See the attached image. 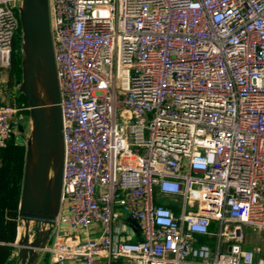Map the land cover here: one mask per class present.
Here are the masks:
<instances>
[{
    "label": "built area",
    "instance_id": "2783aa9c",
    "mask_svg": "<svg viewBox=\"0 0 264 264\" xmlns=\"http://www.w3.org/2000/svg\"><path fill=\"white\" fill-rule=\"evenodd\" d=\"M17 1L0 0L2 71ZM47 1L64 167L42 254L264 264V0ZM26 112L0 102V149Z\"/></svg>",
    "mask_w": 264,
    "mask_h": 264
},
{
    "label": "water",
    "instance_id": "95a60500",
    "mask_svg": "<svg viewBox=\"0 0 264 264\" xmlns=\"http://www.w3.org/2000/svg\"><path fill=\"white\" fill-rule=\"evenodd\" d=\"M17 2L22 57L19 93L28 106L29 134L22 143L26 152L17 211L25 232L13 246L18 249L17 264H36L61 207L62 112L50 38L48 1ZM31 223L36 225L32 240ZM45 227L47 230H43Z\"/></svg>",
    "mask_w": 264,
    "mask_h": 264
},
{
    "label": "trees",
    "instance_id": "16d2710c",
    "mask_svg": "<svg viewBox=\"0 0 264 264\" xmlns=\"http://www.w3.org/2000/svg\"><path fill=\"white\" fill-rule=\"evenodd\" d=\"M13 44V51L11 54V67L8 69L9 76L13 78V76L17 79L18 85L20 86L21 83V39H20V32L15 36ZM18 94V101L23 104L27 105L26 100L19 93V88L17 89ZM29 114V112H26ZM25 113V114H26ZM13 135L8 139L5 148L0 149V161H7L14 159L15 156V146L12 142ZM22 175L20 174L18 180L14 183V190L17 191L18 195L20 196L21 193V182H22ZM3 174L0 171V197L2 192L6 189V186L3 183ZM174 211L176 210L175 208ZM17 218L18 214L17 211L13 208H7L4 203L0 204V264H14L17 260L11 259L12 247L11 244L15 243L16 238V228H17Z\"/></svg>",
    "mask_w": 264,
    "mask_h": 264
},
{
    "label": "rangeland",
    "instance_id": "374dc122",
    "mask_svg": "<svg viewBox=\"0 0 264 264\" xmlns=\"http://www.w3.org/2000/svg\"><path fill=\"white\" fill-rule=\"evenodd\" d=\"M119 122H122V118H119ZM24 131L22 133V131ZM14 135L12 137V142L14 144L15 148V156L14 159L7 161H0V171H2L3 174V183L6 186V189L4 192H2V195L0 197V204L4 203V205L7 206V208H13L14 210L18 211L19 206V198L17 191L14 190V183L18 180V177L20 174H23V164H24V158H25V152L26 149L24 146H22V143L26 140L27 135L29 134L28 130V114H22L21 117L18 118L16 121V125L14 128ZM154 201L156 204L167 206L168 204H173V201L169 200L166 197L155 195ZM19 239H21L25 232V225L22 222H19ZM36 230V225L34 223H31L30 225V234H34V231ZM245 234L249 236L248 241L249 242H256V239L258 235L253 232L251 229H245ZM264 237V236H263ZM51 240V237L50 239ZM50 243V242H49ZM210 246L214 247V243L211 242ZM46 264H49L50 259L49 255L45 256ZM37 264V262H36ZM42 264H45V261L42 262Z\"/></svg>",
    "mask_w": 264,
    "mask_h": 264
},
{
    "label": "crops",
    "instance_id": "0c3cea01",
    "mask_svg": "<svg viewBox=\"0 0 264 264\" xmlns=\"http://www.w3.org/2000/svg\"><path fill=\"white\" fill-rule=\"evenodd\" d=\"M19 88L18 85V81L17 79L13 76V78H11L9 76V71H2L0 70V102L3 103H15V104H20V102L18 101V94H17V89ZM170 200V199H169ZM172 201V200H171ZM178 202L175 201L173 202V204H168L167 206H170L171 208H178ZM20 226V224L18 225V227ZM34 234L31 235V240L33 239ZM16 240V238H15ZM16 242V241H15ZM12 249V253H11V259L17 260L16 263H18V259H17V252L18 249L15 248L13 246V244H11ZM46 254H39L38 256V260H37V264H42L43 261H45L46 264V259H45ZM49 264H53L50 260ZM67 264V263H66Z\"/></svg>",
    "mask_w": 264,
    "mask_h": 264
},
{
    "label": "flooded vegetation",
    "instance_id": "af4514ba",
    "mask_svg": "<svg viewBox=\"0 0 264 264\" xmlns=\"http://www.w3.org/2000/svg\"><path fill=\"white\" fill-rule=\"evenodd\" d=\"M22 146H23V144H22Z\"/></svg>",
    "mask_w": 264,
    "mask_h": 264
}]
</instances>
